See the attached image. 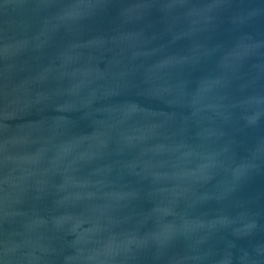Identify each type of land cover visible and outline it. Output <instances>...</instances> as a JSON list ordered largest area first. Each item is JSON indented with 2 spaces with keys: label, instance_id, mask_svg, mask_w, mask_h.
Returning <instances> with one entry per match:
<instances>
[{
  "label": "water",
  "instance_id": "1",
  "mask_svg": "<svg viewBox=\"0 0 264 264\" xmlns=\"http://www.w3.org/2000/svg\"><path fill=\"white\" fill-rule=\"evenodd\" d=\"M0 264H264V0H0Z\"/></svg>",
  "mask_w": 264,
  "mask_h": 264
}]
</instances>
